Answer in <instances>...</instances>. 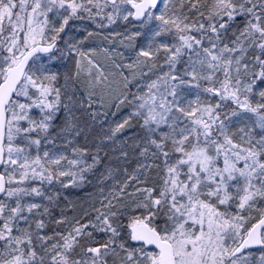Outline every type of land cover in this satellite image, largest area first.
Returning <instances> with one entry per match:
<instances>
[{
	"label": "snow or ice",
	"instance_id": "6c2138e0",
	"mask_svg": "<svg viewBox=\"0 0 264 264\" xmlns=\"http://www.w3.org/2000/svg\"><path fill=\"white\" fill-rule=\"evenodd\" d=\"M0 264H264V0H0Z\"/></svg>",
	"mask_w": 264,
	"mask_h": 264
},
{
	"label": "rangeland",
	"instance_id": "374dc122",
	"mask_svg": "<svg viewBox=\"0 0 264 264\" xmlns=\"http://www.w3.org/2000/svg\"><path fill=\"white\" fill-rule=\"evenodd\" d=\"M98 58L101 60L102 63H106V62H107V61L105 60L104 55H103L102 52L99 54V57H98Z\"/></svg>",
	"mask_w": 264,
	"mask_h": 264
}]
</instances>
